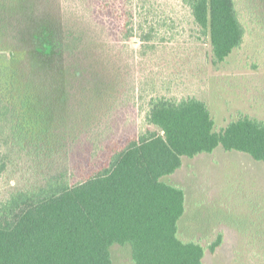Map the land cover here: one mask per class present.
<instances>
[{"label": "trees", "instance_id": "16d2710c", "mask_svg": "<svg viewBox=\"0 0 264 264\" xmlns=\"http://www.w3.org/2000/svg\"><path fill=\"white\" fill-rule=\"evenodd\" d=\"M34 2L0 0V177L12 155L33 160L28 169L38 174L32 184L0 195V264H112L113 245L128 246L132 264H204L206 250L214 254L222 235L206 248L182 240L178 222L185 194L162 178L179 170L182 158L218 147L264 166V122L240 115L216 131L204 101L156 94L142 106L143 132L99 129L101 123H113L128 70L113 66L111 81L70 87L61 72L60 80L36 65L25 73L20 47L30 38L35 54L57 53L61 60L62 50L71 55L86 41L106 49L111 42L115 49L136 38L139 49L130 54L145 60L175 38V13L167 4L162 10L157 0H102L106 11L100 12V5L94 12L113 26H108L110 41L84 25L81 10L66 6L73 18L65 12L67 22L61 18L67 26L61 30L49 14L37 13ZM174 2L188 15L190 36L209 42L213 66L241 47L245 30L235 0ZM99 18L91 17L95 23ZM77 75L81 78L82 71ZM145 86V80L138 84L136 102ZM56 124L67 129V145L61 142L59 150L68 146L70 153L43 171L50 139L59 144Z\"/></svg>", "mask_w": 264, "mask_h": 264}, {"label": "rangeland", "instance_id": "374dc122", "mask_svg": "<svg viewBox=\"0 0 264 264\" xmlns=\"http://www.w3.org/2000/svg\"><path fill=\"white\" fill-rule=\"evenodd\" d=\"M157 1L162 4V10L167 4V8L175 13L178 33L173 40L159 44L156 53L147 59L140 60L130 54L139 49L136 38L127 47L119 44L116 50L111 47V42L106 43V49L98 47L99 43L86 41V46L83 42L71 55L62 50L61 60L54 57L57 53L35 54L30 38H27L20 47L24 51L21 59L26 68L24 72L36 65V68L44 69L41 73L57 74L58 80L62 77L57 72H61L69 86L76 87V83L87 86L91 81L96 84L111 81L113 66L127 69L126 91L112 110L113 123H101V130L110 128L126 134L143 132L146 125L142 106L150 95L156 94L176 99L195 97L204 101L216 131L240 115L264 122V0H235L245 30L244 40L239 49L217 66L211 64L209 42H199L190 36L186 11L174 0ZM33 5L37 6V13L49 14L61 30L67 26V16L72 17L66 6L79 9L85 19L84 25L91 26L93 33L101 39L105 35L110 41L112 39L108 34L111 24L101 13L102 19L94 12L100 5L103 8L100 12L106 11L102 0H35ZM89 15H95L99 20L95 23ZM27 36L30 37V33ZM47 56L52 58L47 59ZM121 57L126 59V65L120 64ZM80 70L82 77L78 78ZM143 80L148 86L136 102L138 84ZM151 88L153 93H150ZM56 128L55 141L59 144L50 139V150L47 146L46 157L41 161L43 171L66 161L70 153L68 146L63 145L64 149L59 150L61 142L67 145L66 127L56 124ZM84 143L85 140L82 145ZM77 150L81 151V147ZM21 158L10 156L7 171L0 177V195L32 184L38 178L36 171L32 175L28 169L33 160ZM181 161L179 170L162 178L163 182L181 188L185 194V212L178 222L179 237L206 248L219 234L222 235V243L214 254L206 250L204 264H264L263 164L242 153L226 152L221 147L211 154L182 158ZM40 169L37 168L38 173ZM110 255L112 264H132L128 246L113 245Z\"/></svg>", "mask_w": 264, "mask_h": 264}]
</instances>
